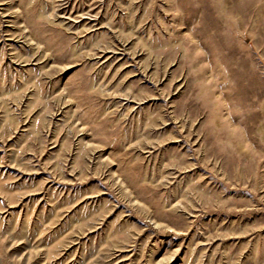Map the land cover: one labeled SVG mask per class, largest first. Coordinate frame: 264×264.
<instances>
[{
  "label": "rangeland",
  "instance_id": "obj_1",
  "mask_svg": "<svg viewBox=\"0 0 264 264\" xmlns=\"http://www.w3.org/2000/svg\"><path fill=\"white\" fill-rule=\"evenodd\" d=\"M0 264H264V0H0Z\"/></svg>",
  "mask_w": 264,
  "mask_h": 264
}]
</instances>
